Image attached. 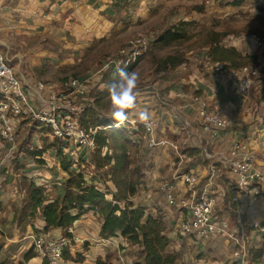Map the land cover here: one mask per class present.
Here are the masks:
<instances>
[{"label": "rangeland", "instance_id": "374dc122", "mask_svg": "<svg viewBox=\"0 0 264 264\" xmlns=\"http://www.w3.org/2000/svg\"><path fill=\"white\" fill-rule=\"evenodd\" d=\"M175 24L181 26L184 39L170 46L158 42L166 28ZM250 34L264 36V0H213L210 4L205 0H0V48L11 49V54L19 58L17 64L22 74L32 82L59 85L67 79L89 78L98 94L97 91L105 88L104 79L111 75L110 61L132 41L147 39L152 56L137 63L132 70L139 76L137 107L130 112L136 115L148 111L143 99L148 89H152L151 96L156 99L155 108L159 103L168 106L165 104L168 101L159 97L160 89L165 84L166 89H174L191 80L198 69L193 59L198 61L206 56L203 48L208 46L209 40L216 36L223 40L227 35L222 45L241 49L247 47L246 39ZM174 55L187 56L184 69L156 78L153 75L155 59ZM261 73L262 78L257 80L251 96L253 94L252 102L263 108L264 70ZM99 114L108 121V127L102 129L124 128L111 129L114 122L106 118L108 105L103 106ZM25 125L27 138L20 139L15 147L0 137V198L26 201L23 188L34 181L48 187V199L53 201L62 195L64 176L58 167L61 159L55 150L45 156V166H38L27 158L28 149L40 145L44 148L43 140L50 138L44 132L39 133L40 125L32 121H25ZM79 156L72 163L87 174V181L91 183L94 168L91 162L87 163L88 159ZM140 157L145 155L140 153ZM207 174L208 171L203 175ZM95 183L101 191L108 192L104 180L97 178ZM22 205H12V211H19ZM5 213L2 201L0 226L8 221ZM178 221L180 228L181 220ZM5 238H0V263L37 264L33 259L29 262L24 259L34 248L31 241L15 243Z\"/></svg>", "mask_w": 264, "mask_h": 264}, {"label": "crops", "instance_id": "0c3cea01", "mask_svg": "<svg viewBox=\"0 0 264 264\" xmlns=\"http://www.w3.org/2000/svg\"><path fill=\"white\" fill-rule=\"evenodd\" d=\"M205 51L206 56L197 59L199 62L193 59L198 64V69L191 80L174 89H166L167 84L164 85L165 88L160 89L159 97L166 99L168 103L165 104L168 106L159 103L155 108L156 99L151 96L150 89L144 93L146 96L143 98L145 108L151 114V119L160 121L161 133L159 134L173 135L176 139L168 140L178 145L180 154L171 148L158 147L154 150H150L147 146L141 148V154H144L145 157H140V163L146 167V177L133 202L135 207L146 209L147 218L150 216L164 219L170 238V246L166 253L177 256L176 264H234L232 257L234 242L229 238L203 241L183 235L178 220H181L182 224L184 210L171 207L168 204L165 194L161 192V186L168 181L172 182L174 174L179 170L196 174L207 182L212 175V168L217 165L208 161L204 154L206 143L210 139H212V143L208 149L212 153L227 152L241 141L250 152L264 158V105L262 108L252 102L253 94L251 96V93L253 90L247 97H244L236 93L228 81L222 82L215 79L212 74L213 65L207 55V50ZM255 67L258 69L259 79H261L264 62ZM183 69L184 67L178 71ZM189 85L191 87L185 89ZM196 92H200L202 96L211 99L224 109L234 121L233 128L214 139L205 134L202 131V121L193 103ZM140 110L142 108L137 113ZM155 116L157 118H152ZM129 120L134 124L140 122L138 114L134 113L129 114ZM162 137L167 139L163 135ZM148 163L152 167L148 166ZM207 171L208 177L203 175ZM231 183L232 179L228 174L219 172L215 174L212 190L219 198L217 214L228 222L232 235L238 234L246 241L248 245L247 264H256L259 261L261 264L264 255V237L257 227L264 219V197L258 201L250 199L243 206L234 204ZM106 188L112 192L116 191L111 182H107ZM0 200L3 201L8 219L5 225L0 226L2 240H6L5 237L11 238V241L15 243L29 240L33 246L34 238L40 236L55 239L67 238L63 230H56L51 234L44 235L43 230L46 224L42 216H39L33 223L36 232L31 226L21 232L14 222L15 213L12 211V205L18 206L24 201H15V199L4 201L2 197ZM101 226V221L94 213H89L78 221L70 230L72 234L70 239L74 240L72 246L67 249L70 255L85 257L86 260L82 264H97L99 259L107 264H137L142 260L144 254L141 249L128 244L121 237L103 239L100 236ZM260 251H263L262 256L256 258ZM33 260L37 264L44 262L39 256ZM62 264L75 263L64 260Z\"/></svg>", "mask_w": 264, "mask_h": 264}, {"label": "built area", "instance_id": "2783aa9c", "mask_svg": "<svg viewBox=\"0 0 264 264\" xmlns=\"http://www.w3.org/2000/svg\"><path fill=\"white\" fill-rule=\"evenodd\" d=\"M205 2L210 4L213 0ZM144 39L132 41L116 59L110 61L111 74L116 73L119 67L127 65L129 68L139 62L149 45L148 40ZM248 43L254 51L264 54V41L261 37L252 35L248 38ZM17 59V56L11 54L10 48H0L1 139L15 147L19 143L16 132L17 125H21L20 119H32L49 129L51 137L65 143L63 151L69 160L75 161L78 154L84 156L83 160L87 159V151L97 149L95 133L108 130L99 127L96 131L87 133L77 121L81 114L93 108L90 100L92 81L89 78L68 79L59 85H49L43 81L32 82L22 74ZM212 74L218 81L231 83L235 92L244 97L251 93L259 79V71L255 66L231 71L220 63L212 66ZM194 105L202 121V131L213 139L234 126L232 117L211 99L199 96L194 99ZM127 125L134 126V122L128 120L122 127ZM142 125L149 135L144 141L150 149L171 148L180 154L175 142L157 139L160 121L150 119L147 124ZM110 127L112 130L118 129L114 125ZM138 141L142 143L143 139ZM211 143L212 139L207 141L204 154L213 165L225 166L226 173L232 179L233 203L243 206L250 199L258 201L264 197V158L250 152L244 144H236L227 152L212 153L208 149ZM216 170L215 165L207 182L196 174L179 170L174 174L172 182L168 181L161 186V192L165 194L171 207L184 210V219L180 225L183 235L203 241L229 238L234 242V264H247L246 241L238 234L232 235L228 222L217 214L219 198L212 190L213 179L219 172ZM257 229L264 237V219ZM73 242L70 238L40 236L34 238V249L44 261L62 264L64 253ZM261 264H264V255Z\"/></svg>", "mask_w": 264, "mask_h": 264}, {"label": "trees", "instance_id": "16d2710c", "mask_svg": "<svg viewBox=\"0 0 264 264\" xmlns=\"http://www.w3.org/2000/svg\"><path fill=\"white\" fill-rule=\"evenodd\" d=\"M251 35L247 36V47L241 49L234 45L231 47L223 46L222 42L228 37L227 35L223 37V40H220L219 36L212 38L208 41V46L203 49L207 50V55L213 65L222 63L231 71H239L248 66H260L264 62V54L254 51L250 47L248 38ZM182 39H184V36L181 34V26L175 24L166 28L165 32L159 37L158 42L170 46ZM262 39L264 40V36H262ZM151 56L152 51L148 47L147 51L140 57L139 62ZM187 63V56L174 55L165 59H155L156 70L153 75L160 79L164 74H169L171 71L176 72L185 67ZM136 65L129 67L128 70L132 71ZM115 74L112 73L106 77L103 81L104 84L111 83L115 79ZM73 79H79V77ZM66 81L68 79L61 81V83ZM190 87L191 85L186 86L185 89ZM91 90L92 99L90 100L93 103V108L85 111L77 120L87 133L94 132L99 127H108V121L101 119L99 114V110L109 103L107 88L97 91L98 94L96 93V85H93ZM150 90L151 93L152 89ZM199 96H202L200 92L194 93L193 103L194 99ZM20 120L21 125H17L16 132L19 140L27 138L25 121H32L40 125L41 131L39 133L44 132L50 138L43 140L44 148L40 145V147L28 149L26 157L38 166H45V156L56 151L59 155L58 158L61 159L58 167L63 173L64 181L61 183L62 195H59L53 201H49L48 187L45 185H38L34 181H29L25 185L23 193L26 194L27 200L19 207V211H15L14 222L18 229L25 231L28 226H31L36 232L33 223L39 216H42L46 224L43 230L44 235L51 234L56 230H63L64 235L71 238L70 230L74 225L87 214L94 213L101 221L100 236L103 239L121 237L128 244L141 249L144 257L137 264L177 263L176 255L166 253L170 246V238L164 219L150 216L147 218L146 209L135 207L133 202L146 177L145 166L140 163V153L142 152L141 148L147 146L144 139H148L149 135L142 122L136 123L134 126L127 125L122 130H102L95 133L94 139L97 149L87 151V163L91 162L90 166L95 171L92 181L89 183L86 177L87 174L79 171V168L76 169V165L65 155V151H63L65 143L61 139L51 137L50 130L39 122L25 118ZM159 133H161V128L158 130L157 139H162V135L167 139H176L169 133ZM28 138L32 139V136L28 135ZM138 139H143V142L138 143ZM20 147L22 146L20 145ZM79 157L78 154L75 158ZM21 160L19 159V161ZM216 167L220 174L225 173L227 175L224 165L217 164ZM97 178H101L105 183H113L116 191L112 192L110 189H108V192L101 191L95 183ZM262 253L263 251L258 252L256 258L261 257ZM36 257L35 249L32 248L24 259L29 262ZM64 260L82 264L86 258L82 255L72 257L69 250H67L64 253ZM43 264L50 263L45 260ZM97 264L107 263L99 259ZM256 264H260V261Z\"/></svg>", "mask_w": 264, "mask_h": 264}, {"label": "clouds", "instance_id": "9594fccd", "mask_svg": "<svg viewBox=\"0 0 264 264\" xmlns=\"http://www.w3.org/2000/svg\"><path fill=\"white\" fill-rule=\"evenodd\" d=\"M139 76L135 71H129L127 65L119 67L115 79L105 85L108 91V116L114 126L122 127L129 119V113L137 107ZM151 114L147 110L138 113V120L147 124Z\"/></svg>", "mask_w": 264, "mask_h": 264}]
</instances>
